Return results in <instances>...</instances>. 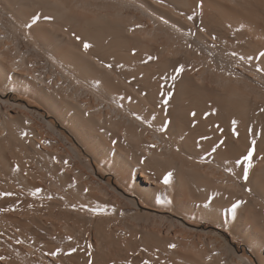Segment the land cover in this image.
Wrapping results in <instances>:
<instances>
[{
  "label": "bare ground",
  "instance_id": "obj_1",
  "mask_svg": "<svg viewBox=\"0 0 264 264\" xmlns=\"http://www.w3.org/2000/svg\"><path fill=\"white\" fill-rule=\"evenodd\" d=\"M260 52L264 0H0V264H264Z\"/></svg>",
  "mask_w": 264,
  "mask_h": 264
},
{
  "label": "snow or ice",
  "instance_id": "obj_2",
  "mask_svg": "<svg viewBox=\"0 0 264 264\" xmlns=\"http://www.w3.org/2000/svg\"><path fill=\"white\" fill-rule=\"evenodd\" d=\"M200 3H201V5H202L203 0H200ZM41 18H43L44 20H50V19H52L51 16L44 15V16L42 17L40 14H34V15L32 16V18H31L32 24H33V25L37 24L38 21H39ZM188 19H192V16H189ZM76 39L79 40L80 37H79V36H76ZM90 47H91V45H90L87 41H84V42H83V48H84L85 51H87ZM259 55H260L262 58H264V52H260ZM149 59H152V57H149ZM105 66L108 67V68H111V67H112V65H110V64H109V65H105ZM174 71H175L176 74L173 75V76L171 77V79H172L173 81H175V80L178 78V76H179L181 73H183V71H184V65H180L179 67L175 68ZM173 87H174V85H173ZM160 95L163 97V99H162V103H163V104L165 105V107H166V106L168 105L170 99H171L172 96H173V92H172L171 90H169V91L165 94V93L162 91V92L160 93ZM261 112H264V109H261ZM191 115L193 116V118H195L196 113H195V112H192ZM205 115H207V113H205ZM232 124H233V133H234L235 135L238 136L239 133H238L236 127H235V125H236V121L233 120V121H232ZM221 131H222V129H221ZM250 131H251V130H250ZM253 135H255L254 132H253ZM202 139H206V137H202ZM224 143H225V142H224L223 140H221L219 144H217V145H215V146L213 147L212 151L215 152V151L217 150V148H219L220 145H222V144H224ZM255 146H256V141H255V140H252L251 145L249 146V148H248L247 151H246V154H243L242 157H241L240 159H237V160H236V164H237V165H241L242 161L244 162V164H246V166H243V167H242L243 178H244L245 180L248 179V177H249V170L253 167V165H252V159H253V154H254V152H255ZM229 171H231V170L229 169ZM171 175H172V174H171L170 172L167 173L166 175H164V177H163V183H164V184L167 185V184L170 182V177H171ZM37 191H39V189H37ZM33 194H35V193H33ZM3 195H5V196H7V195H12V193H10V192H6V193H3ZM239 203H240V202L238 201L237 203L232 204V206H231V211L233 212V214H235V211H236L237 207L239 206ZM68 239L71 240L72 237H68ZM18 243H21V241H18ZM170 247L175 248L176 245L173 244V245H170ZM76 250H77L76 248H71L69 251H70V252H75ZM58 251H59V249H57V251H52V252H50V254L53 255V256H56ZM2 259H4V257H0V260H2ZM88 264H92V262L89 260V261H88ZM145 264H148V262H145Z\"/></svg>",
  "mask_w": 264,
  "mask_h": 264
},
{
  "label": "rangeland",
  "instance_id": "obj_3",
  "mask_svg": "<svg viewBox=\"0 0 264 264\" xmlns=\"http://www.w3.org/2000/svg\"><path fill=\"white\" fill-rule=\"evenodd\" d=\"M25 100H26L25 102H27V103H29V104H31V105H35L36 107L39 108L38 104L35 103V102H33V101H31L30 99L26 98ZM240 246H241V244H240ZM246 254H248V253H246Z\"/></svg>",
  "mask_w": 264,
  "mask_h": 264
}]
</instances>
